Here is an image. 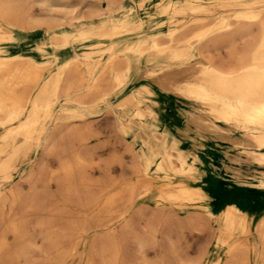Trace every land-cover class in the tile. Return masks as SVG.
Returning <instances> with one entry per match:
<instances>
[{"label":"bare ground","instance_id":"1","mask_svg":"<svg viewBox=\"0 0 264 264\" xmlns=\"http://www.w3.org/2000/svg\"><path fill=\"white\" fill-rule=\"evenodd\" d=\"M197 1L200 0H185L188 9L197 13L196 16L181 25L171 24L167 30L155 33L153 32L155 17L152 13L142 14L135 24L136 27L128 21L132 19L131 14L127 13L130 9V0L128 2L121 0L119 17L98 20L92 18L99 16L100 13L90 2L87 3L88 13L75 14L73 7L63 0H0V52L2 53L0 54V175L10 177L19 157L29 155L34 147L40 146L45 130L50 128L45 122L53 125L57 122L58 113H54V107L62 96L77 91L78 101H90L98 92V86L103 88L104 92L101 94L103 96L113 89L115 83L120 88L117 94L124 96L126 90L137 85L133 73L140 71V67L129 68L130 60L127 56L155 53V58H158L155 62L156 67L142 71L141 74L146 76L150 73L146 77L148 79L146 83H141L139 92L149 96L148 103L154 106L157 123L152 127V131L155 132L149 133L153 145H149L142 155L148 159L145 166L147 168L155 161L157 155L163 153L165 159L157 164L158 171L163 172L165 177H168L169 172H175L177 180L173 181V184L180 187L179 191L171 190L161 198L184 203L196 199L199 206L218 218L222 225L221 231L227 238L237 236L228 245L231 256L224 264H251V256L248 252L250 247L254 248L255 254L264 264V208L260 215H256L250 207L231 202L226 204L222 213H218L216 208L220 205L214 199L216 178H218L215 155L205 154V150L200 147L204 141L202 138L196 143H191L182 137V133L187 132L185 129L187 124L195 128L200 137L206 140L210 141L212 135H217L215 137H218L216 141L219 143L222 144L223 141L238 148L239 153L235 156L239 161L249 164L253 159L264 165V0H214L212 4L219 7L241 6L235 11L232 20H224L217 28L206 26L207 14H201V12H211L215 7L198 5ZM172 2L177 3L181 0H172ZM35 3L42 6L43 15L34 11ZM79 18L86 20L74 21ZM66 23L70 24L71 28L64 26ZM194 24L200 26L192 29L194 35L189 37L185 32ZM252 25L256 27L252 28ZM144 28L146 34L143 37L131 42L125 41V38L141 33ZM237 33H242L250 39V49L238 54L236 59L233 57L232 65H227L228 67L215 63L214 57L207 54L211 44L228 42ZM164 35L169 39L164 40ZM104 37H109L106 45ZM90 38L95 39L93 43L95 51L107 52L105 61L101 60L102 68L94 76L93 88L85 86V82L92 77L94 66L98 64L100 57L97 53L89 55L84 46L86 44L84 42ZM33 50L41 54V61L25 55L26 52ZM62 50L70 51L72 57L60 63L58 68L45 76L53 63L60 62L59 54ZM5 51L9 55H4ZM81 52L82 56H86L84 60L77 57ZM46 53H53L57 60L43 59L42 56ZM81 64L85 65L87 74H77ZM128 72L132 73L129 79ZM40 81L41 88L38 94L32 97V89ZM165 94L173 95L175 111L171 109L172 105L163 101ZM42 96L48 98L45 106L41 105ZM135 96L136 94L129 96L124 104L139 103ZM183 116L186 118L184 121ZM15 120H19V123H14ZM214 130L221 132L216 134ZM18 136L22 139L11 147L12 141ZM145 142L147 143V140ZM167 143L170 148L168 150L165 149ZM71 157L70 159L61 157L63 160L59 168L63 172L59 176H63L64 183L69 184L83 174L87 165L84 153L78 152ZM36 176L33 169L27 174V179L33 188L31 192L34 191V194H38L40 190L34 183ZM233 176L240 183L250 180L249 169L241 165L235 166ZM188 179L195 180L197 185H188ZM73 187L75 188L74 185ZM68 188L67 186V190ZM122 189H115L106 197L102 206L100 205L101 207L99 206L96 211V220L89 219L80 230L88 231L91 225H103L104 213L106 212L105 215L107 212L111 213L122 201L124 193ZM78 192L80 193V189ZM82 192L85 195L79 197L83 198L86 205L95 204L92 203L94 197L88 190L81 188ZM3 199L4 196L0 194V203ZM114 213L112 212V215ZM122 213L121 211L119 214ZM105 224L108 225V222ZM13 225L15 238L21 241L13 255L14 258H20L28 245V240L24 229L18 226L17 222ZM253 226L255 227L254 243L247 242V239L244 241L243 236L248 235ZM65 236L47 235L46 238L53 246H58ZM108 240L115 241L112 236L108 237ZM139 243L143 246L140 238ZM7 247V239L1 235L0 259L3 257L4 248ZM99 247L102 249L100 255L103 264H117L116 250L106 255L103 252L106 249L105 245L101 243ZM4 264L15 263L9 258ZM215 264L220 262L217 261Z\"/></svg>","mask_w":264,"mask_h":264},{"label":"rangeland","instance_id":"2","mask_svg":"<svg viewBox=\"0 0 264 264\" xmlns=\"http://www.w3.org/2000/svg\"><path fill=\"white\" fill-rule=\"evenodd\" d=\"M63 1L73 7L75 14L88 13L87 3L94 4L97 12L100 13L99 16H92L94 20L109 19L110 17L113 19L114 16L119 17L121 15V0H112V2L111 0ZM128 1L126 0V2ZM213 1H197L198 5L205 4L204 6L215 7L211 12H201L202 15L207 14L206 26L208 27H220L224 20H232L235 11L241 8V6L219 7L212 4ZM129 8L127 13L131 14L132 19L128 21L135 27L142 14L152 13L155 17L153 19V32L155 33L167 30L171 24L174 26L181 25V23L197 15L188 9L185 0L177 3L172 2V0H130ZM42 10V6L37 3L34 4V11L37 14L43 15ZM79 20L81 19L74 21ZM85 20L82 19L81 21L84 22ZM64 26L71 28V25L67 23ZM199 26L192 25L185 34L189 37L193 36L192 29ZM255 27L252 25V28ZM145 34L144 28L141 33L125 38V41L131 42V40L143 37ZM104 38H106L104 40L106 45L109 42V37ZM163 39L169 38L164 35ZM94 40L90 38L84 42L89 55L97 53L100 57V61L94 66L92 77L90 76L91 78L85 82V86L90 88H93L94 76L102 68L103 61L107 58V52L102 53L93 49ZM250 46V39L243 36L242 33H237L228 42L211 44V49L207 54L214 57L215 63L228 67L232 65L233 57L236 59L238 54L248 51ZM84 50L86 51V49ZM0 54L2 53L0 52ZM82 54V52L78 53L77 57L81 58L80 60L86 58ZM70 57H72L70 51L62 50L59 54L60 62L53 63L45 76ZM127 57L130 60V69L140 67L139 72L133 73L137 85L126 90L124 96L117 94L120 88L116 83L113 89L109 91V95L106 94L107 96H101L104 90L98 86V92L94 98L84 102L78 101L77 91L62 96L59 103L54 107V113H58L57 122L55 125L45 122L50 125V128L45 130L46 133L41 138L40 146L34 147L29 155L19 157L10 177L6 178L0 175V194L4 196L0 203V236L4 235L8 243V247L3 250L0 264H4L9 258L15 264H103L100 255L102 247H99L101 243L105 245L106 249L103 252L106 255L115 250L118 252L117 264H215L217 261L224 264L230 258L228 245L237 236L227 238L226 234L221 231L222 225L218 218L199 206L198 200L193 199L184 203L174 199L167 198L165 200L161 198L166 192L179 191L180 188L179 185L173 184V181L176 182L175 180H177L175 172L171 171L168 177H165L163 172L158 171L157 164L165 159L162 156L163 153L157 155L150 166L145 167L148 159L142 153L152 144L149 133L155 132L152 131V127L157 123L154 106L148 103L149 96L143 95L139 90H141V83H146L148 80L146 77L150 75L148 73L146 76H141L142 71L155 68V62L158 58L156 59L155 53L151 52ZM42 58L57 60L53 53H46ZM83 65L79 66L77 74H87L86 67ZM131 74H128V79ZM41 85L40 81L32 89V97L38 94ZM132 94L133 96L136 94L135 97L140 102L124 104V101H127ZM163 98V101L172 105L171 109L175 111L173 95L165 94ZM47 99L46 96L40 97L41 105L45 106ZM184 120L186 118L183 116ZM17 122L19 123V120H15L14 123ZM185 129L187 132L182 133L184 140L196 143L202 138L204 141L200 147L205 150V154L215 155L213 153L215 147L221 144L216 141L218 140V137H215L217 135H212L211 140L207 139V141L200 137L199 132H196L192 126L186 124ZM213 132L220 134L221 131L214 130ZM21 139V136L16 137L12 141L11 147ZM168 145L169 143H167L166 150L170 149ZM75 152L86 155L87 165L84 168L83 176L72 180L70 185L64 183L63 176H59L63 173L59 168L61 161L65 158H72L71 156H74ZM236 153L237 151L232 148L228 149L225 155H215L222 160L216 168L218 180L222 186L227 185L233 179V170L238 164L232 158L235 157ZM249 166L252 172L258 174L252 181L259 189H257L258 194L255 195L242 193L241 197L244 199L242 200L244 204L238 203L243 207L264 201V188L258 187L261 180L264 179V166L256 162ZM31 169L37 175L34 183L40 189L38 194H34V191L31 192L33 188L27 179V174ZM187 183L191 186L197 185L195 180L191 179H188ZM67 186L75 190L70 191L69 188L67 190ZM222 186L218 189L219 201L216 200V194H214L215 202L220 205L216 208L218 213L223 212L226 204L235 202L230 200L231 195L228 193L230 190L224 189L225 187ZM81 188L88 190L94 198H98L97 201L96 199L94 201L93 198L92 203L95 204L86 205L83 198H80L85 195L83 192L81 193ZM217 188L218 186L215 191ZM115 189L124 191L122 201L118 206L111 213L107 212V215L108 213L112 215V212H115V215L113 214L111 217L109 214L107 216L105 212L103 225H91L88 231L80 230L89 219L96 220V211L102 206L105 198ZM121 211L123 213L119 214ZM15 222L24 229L28 240V245L20 258H14L13 255L21 242L15 238L13 231ZM105 222H108V225ZM254 226L248 235L243 236L244 241L247 239V242L254 243ZM47 235L65 237L58 246H53L51 241L46 238ZM110 236L115 241L110 242L108 240ZM139 238L143 241V246L140 245ZM110 251L112 252L110 253ZM248 252L251 256V264H262L253 247H250Z\"/></svg>","mask_w":264,"mask_h":264},{"label":"crops","instance_id":"3","mask_svg":"<svg viewBox=\"0 0 264 264\" xmlns=\"http://www.w3.org/2000/svg\"><path fill=\"white\" fill-rule=\"evenodd\" d=\"M3 54L4 55H9L6 51L3 52ZM25 55L35 57L39 61H41V59H40L41 58V54L39 52L34 51V50L30 51V52H26ZM221 142H222V144L216 146L215 150L213 151V153L215 155H217V156H218V154H224L225 155L226 151H228V149H232V148L235 149L237 151V153H239L238 148L234 147L232 144H225L223 141H221ZM217 156H215V162L219 165V162L222 161V160H221V158H218ZM236 156L234 158H232V159H234L237 162L238 165H236V166L241 165V167L249 169L250 168V166H249L250 164H255V162L258 163L257 161H254L252 159L249 164H246L245 162L239 161L236 158ZM251 162H253V163H251ZM249 172H250V176L248 178L250 180L248 182H246V183H237L235 181V176H233V179L231 180L230 183H228L227 185H223L222 186L219 183L218 178H216L217 179V186H218V188L216 190V193H215L216 194V200L219 201V199H220L219 195H218V189H220L221 186L223 188L225 187L224 189H229L230 190L228 192L231 195L230 200H233V201L239 202V203H243L244 202V201H242L244 199L241 197L242 193L251 194V195L258 194L257 193V189H259V188H257L256 184H254V181H252V179H255L258 176V174H257V172H252L251 169H249ZM258 187L264 188V179L261 180V182L259 183ZM257 200H260V199L257 198ZM246 206H248V205H246ZM248 207H250V209L256 215H260L262 213L263 208H264V201H262V203H255L252 206H248Z\"/></svg>","mask_w":264,"mask_h":264}]
</instances>
